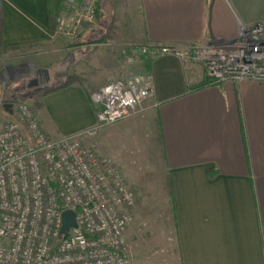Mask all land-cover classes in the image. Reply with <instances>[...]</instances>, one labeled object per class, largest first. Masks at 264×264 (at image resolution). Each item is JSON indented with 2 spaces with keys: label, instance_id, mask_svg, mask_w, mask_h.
<instances>
[{
  "label": "crops",
  "instance_id": "1",
  "mask_svg": "<svg viewBox=\"0 0 264 264\" xmlns=\"http://www.w3.org/2000/svg\"><path fill=\"white\" fill-rule=\"evenodd\" d=\"M69 2L0 0V47L15 46L37 76L47 72L43 86L63 68L61 80L78 77L36 104L52 139L92 129L91 95L113 78L140 69L150 79L146 111L97 131V152L146 190L147 207L125 234L134 264H264V83L199 88L198 67L168 55L145 67L137 54L145 45L235 41L241 27L264 26V0H121L114 21H97L76 45L55 35V18ZM96 29L109 33L98 49L83 50Z\"/></svg>",
  "mask_w": 264,
  "mask_h": 264
},
{
  "label": "built area",
  "instance_id": "2",
  "mask_svg": "<svg viewBox=\"0 0 264 264\" xmlns=\"http://www.w3.org/2000/svg\"><path fill=\"white\" fill-rule=\"evenodd\" d=\"M73 0L55 18L57 32L74 37L92 23L97 0ZM140 56H175L199 64L211 84L264 83V26L240 29L235 41L186 50L137 48ZM149 78L113 81L91 95L95 126L52 139L33 111L16 105V123L0 131V264H132L126 231L133 222L134 195L120 169L82 140L146 111ZM72 212L75 228L63 235L62 214Z\"/></svg>",
  "mask_w": 264,
  "mask_h": 264
},
{
  "label": "rangeland",
  "instance_id": "3",
  "mask_svg": "<svg viewBox=\"0 0 264 264\" xmlns=\"http://www.w3.org/2000/svg\"><path fill=\"white\" fill-rule=\"evenodd\" d=\"M119 1H121V0H97V3H96L97 9H96V15H95L94 22L88 23V24H83L82 26H80V28L78 30L79 33L72 38L65 36L61 32H57V24L55 22V35L58 37H62V38L69 40L72 44H75V45L78 44L83 33L85 31L87 32L89 27L91 29V25L96 24L97 21H100L102 24H105V23L107 24V21H110V22L114 21V15H112L111 12L113 10V5ZM73 2H76V1L73 0ZM69 3L67 4L66 7L63 8V10H62V12H60V14L61 13L64 14L63 11H65L67 8L71 9V7L76 6V3H74L73 5H69ZM99 8L102 9V15L100 17H98V15H97ZM108 33H109L108 30L106 31V33L99 32V30H97V29H96V31L92 30L91 34L87 35L83 39V41H90L91 42L87 47L83 48V50L89 49V50L93 51V50L98 49V44L102 43L105 40ZM200 45L205 46V44H200ZM190 46L191 45H188L185 47L174 46L171 48H173L174 50L181 51V50L188 49ZM78 49H80V47H78ZM75 52H77V51H75ZM19 56H20V52L17 49H7V50L1 49L0 50V131L2 130V127L6 124L16 123V121H17L16 120V105L18 103L25 104L29 108H31L33 111V114L37 120L36 104H37L39 98H41L42 95L46 91L51 90V89H55L58 86H60L62 84V82H60V81L65 82L67 80V78H63V80H61L62 78L60 75H63V73L66 71L65 68H63L62 70H58L56 73L52 74L50 76V81L48 82V84L43 86L42 83H44L45 80L41 79L40 76H37V73L34 71V69L32 67L28 66L26 61H24L23 58H19ZM121 61H123V60H121ZM184 64L194 65V66L198 67L199 69H201V71L203 73L204 80L208 79L205 71L203 70V68L199 64H193V63H184ZM46 74H47V72H46ZM137 76L138 77L143 76L141 74L140 69H137L136 77ZM122 79H124V78L123 77L113 78V80L107 82L106 84L113 82V81H120ZM34 82H36L37 85L32 86L31 84ZM99 90L95 91L94 93L98 92ZM94 93H92V95ZM37 121H39V120H37ZM40 127H41V125H40ZM41 129H42V127H41ZM90 137L91 138H89V139L82 140V144L84 146H86L87 148L91 149L92 151H94L98 156L105 157V158L112 160L111 157L101 155L97 152V149H96L97 148L96 143L98 142L97 132H95ZM94 145L96 147H94ZM117 158H118V161L120 163L124 162L125 168H129L128 164H127L126 157L117 156ZM112 161L114 162V160H112ZM122 174L124 176V179H125L128 187H129V189L132 191V193L134 195V199H135L134 208H133V222L128 227V229H129L130 227L132 228L135 226V223L137 221V215L139 212V208L141 207L144 209L145 207H147V206H145V203H144V198H145L144 195L146 193L145 192L146 190L141 188V191H139L140 189L137 190V189H134L132 187V185H133L132 181L134 180V178L132 177L133 172L130 174V176L127 174V172L122 173ZM140 176H142V174H138V180L140 179ZM128 177H129V180L131 181L129 183H128ZM140 201H142V205L140 204ZM159 207H161V206H159ZM126 241H127V239H126ZM127 244H128V242H127ZM128 247H130L129 244H128ZM129 255H130L132 264H134L136 257L133 254V252L130 250V248H129Z\"/></svg>",
  "mask_w": 264,
  "mask_h": 264
},
{
  "label": "trees",
  "instance_id": "4",
  "mask_svg": "<svg viewBox=\"0 0 264 264\" xmlns=\"http://www.w3.org/2000/svg\"><path fill=\"white\" fill-rule=\"evenodd\" d=\"M144 47H147L149 50H151L152 48H154V47H156V46H146V45H145ZM14 48H15V46L0 47V50H1V49H6V50H7V49H14ZM141 57H142V59H143V63H144V65H145V67H146V65H147L149 62H151V60H152V57H151L150 55H145V56H141ZM37 74H40V72L38 71ZM78 83H79V80H78L77 77H75V76H70V77L67 78V80H66L65 82H63V83H62L60 86H58L57 88L46 91V92L42 95V97H45V96H47V95H49V94H52V93L61 92V91L65 90L67 87H69L70 85L78 84ZM208 85H212V84H211V81H210L209 79L204 80V81L201 83V85L199 86V88H201V87H206V86H208Z\"/></svg>",
  "mask_w": 264,
  "mask_h": 264
},
{
  "label": "water",
  "instance_id": "5",
  "mask_svg": "<svg viewBox=\"0 0 264 264\" xmlns=\"http://www.w3.org/2000/svg\"><path fill=\"white\" fill-rule=\"evenodd\" d=\"M71 1V0H70ZM74 216L72 212H64L62 214V228L60 230V234L63 235L71 228H75Z\"/></svg>",
  "mask_w": 264,
  "mask_h": 264
},
{
  "label": "flooded vegetation",
  "instance_id": "6",
  "mask_svg": "<svg viewBox=\"0 0 264 264\" xmlns=\"http://www.w3.org/2000/svg\"><path fill=\"white\" fill-rule=\"evenodd\" d=\"M40 78H41V79H44V80H47V79H48V76H47V74H42V75L40 76Z\"/></svg>",
  "mask_w": 264,
  "mask_h": 264
}]
</instances>
